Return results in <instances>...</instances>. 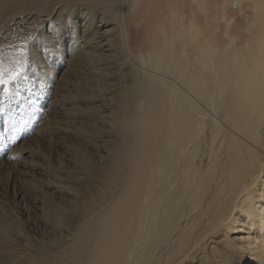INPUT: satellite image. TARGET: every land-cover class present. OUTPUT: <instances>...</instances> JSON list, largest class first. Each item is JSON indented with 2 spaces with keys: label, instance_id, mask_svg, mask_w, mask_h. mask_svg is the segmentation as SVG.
Wrapping results in <instances>:
<instances>
[{
  "label": "bare ground",
  "instance_id": "bare-ground-1",
  "mask_svg": "<svg viewBox=\"0 0 264 264\" xmlns=\"http://www.w3.org/2000/svg\"><path fill=\"white\" fill-rule=\"evenodd\" d=\"M90 1L43 0V48L50 60L39 66L29 44L21 85L28 89L35 81V68L50 79L51 58L77 51L83 72L65 91L73 104L67 122L100 153L93 160L76 145L69 170L48 167L54 176L48 187L66 197L43 195L44 233L1 221L0 264H264V62L244 48L240 70L252 64L253 71L234 72L221 87L227 63L240 57L233 58L238 46L211 66L214 52L204 46L178 56L176 32L158 57L140 56L157 75L111 73V61L99 52L111 49V31L123 48L129 45L123 15L112 4L130 8L135 0ZM97 14L104 21L100 33ZM17 59L12 52L5 66L14 68ZM208 82H218L219 90ZM96 104L106 114L99 129L78 121Z\"/></svg>",
  "mask_w": 264,
  "mask_h": 264
},
{
  "label": "rangeland",
  "instance_id": "rangeland-1",
  "mask_svg": "<svg viewBox=\"0 0 264 264\" xmlns=\"http://www.w3.org/2000/svg\"><path fill=\"white\" fill-rule=\"evenodd\" d=\"M92 1L88 4L93 5L96 3L95 0ZM233 2L232 0L225 1V12L218 17V22L220 24L219 29L214 33V37L203 45L205 49L209 50L211 53L214 52V55L211 57V66L218 65V59L222 58V53L228 47L230 48L231 45L235 47L238 46L233 58L240 57L237 59L238 61H233L234 63L231 61L227 63L228 68L226 72L228 73H225V76L220 80L219 85L221 87L229 84L228 78H230V75L234 72L242 74L243 71L245 72V69L248 72L253 71L251 67L252 64L250 67L245 66L242 68V71L240 70L239 64L243 60V52L245 50L244 48H246V44H240L239 41H244L246 39V34L241 31L240 36L237 37L238 40H235V37H233L234 27L236 26V22L240 21L241 17L239 16L240 11H237L240 7L238 4H233ZM112 8L116 10V13H122L124 25L129 34V22H127L126 18L131 7L129 8L128 5L120 4L119 1L118 3L112 4ZM155 10L158 14L157 8H155ZM171 11L172 8H168V10L165 9L163 14L167 17ZM97 15L94 18V25L97 26V29H99L98 33H100L104 27L102 28L98 25H103L104 21L100 14ZM73 17L75 19L77 16ZM87 17L89 18V15ZM42 19L43 0H0V46L3 48L4 62L12 52H17L15 46L23 41V37L33 35L36 36L37 39L31 42L32 44L30 43V47L33 50L32 55L37 59L39 58V66L42 65L43 68V64H45L43 62H46L49 58L45 55L43 48ZM12 28L14 29L12 30ZM153 28V24H149V26L144 29V34L146 36H152L156 31ZM37 30H39L38 33ZM109 38L112 40L111 49H102L99 52L102 58H105L104 60H108V62L111 61V65H109L112 68V70L111 68L109 70L111 73L116 74L120 72V76H125L131 70H137L141 73H154V75H157L155 72L152 73L151 70L149 71L144 65L145 63L142 64L140 62V57L132 55L133 52L130 50V45H128L127 50L121 46L120 35L116 33V30L113 29L111 31ZM110 39L109 42H111ZM145 39H147V37ZM229 39L232 40V44H229ZM163 48L164 47H160L156 50L152 49L148 53L150 55L153 53V56L158 57V55L164 51ZM238 51H242V53L240 54ZM245 51H248L247 48ZM88 52L96 53V50L93 47H89ZM111 52L113 55H111ZM76 55L77 51L66 57L61 53L55 54V56L51 58L52 64L49 65L50 79L43 78V71H39L38 68H35L40 74L35 81L33 79L28 89L27 87H25L26 89L22 88L24 86L21 84L25 80L23 77L17 81L10 82L7 86L0 85V223L1 221L8 222L17 230L24 231L31 235H35L41 231L44 233L47 230V226L41 222L42 216L38 208L39 204H43V195H47L56 201L66 197L62 189L58 190L57 188L48 187L50 183H53L52 179L54 177L47 173L48 167L53 166L69 170L74 161H72L70 157L73 154L70 148L73 149L76 145L83 148L82 151L85 152L86 155L88 154L87 156L93 160L95 159V155L100 153L98 149H95V146L74 136L73 127L67 122L70 119L69 111L73 105H69L71 102L66 99L67 90H69L73 84L80 81L83 72L82 64H77ZM122 55H124V57ZM262 55H264V53H262ZM225 57L227 56L225 55ZM255 58L258 64L260 62L261 65L263 64L264 58ZM114 60L116 62H114ZM207 61L208 58L206 57L205 62ZM232 64H236L237 67ZM204 65H209V61L203 64L202 70L204 69ZM136 66L138 67L136 68ZM182 66L185 68L186 64L183 63ZM120 67H122V69ZM146 69L147 71H145ZM261 69L263 70L261 71L262 76L264 65H262ZM225 78L227 79L225 80ZM217 83L214 82L215 85H213V82H208L209 88L211 90L218 88V91L220 86ZM27 90H30L29 94L26 92ZM65 91H67L66 95ZM99 108L100 105L96 104L94 108H92V110L94 109L95 111L93 110L94 112L92 111L90 116L86 115L83 118L81 117L78 121L88 123L90 126L94 124L98 129L99 127H103L106 122V114L103 113V109L99 110ZM86 148L88 150H86ZM97 150L99 152H97Z\"/></svg>",
  "mask_w": 264,
  "mask_h": 264
},
{
  "label": "crops",
  "instance_id": "crops-1",
  "mask_svg": "<svg viewBox=\"0 0 264 264\" xmlns=\"http://www.w3.org/2000/svg\"><path fill=\"white\" fill-rule=\"evenodd\" d=\"M225 1L228 0H135L126 18L129 22L128 43L131 51L140 57L152 49L165 47L178 32L176 54H194L219 29L218 17L225 12ZM232 2L240 7L237 11H240L241 16L234 27L233 37L238 40L237 37L243 31L246 39L239 43H245L247 50L257 58H264V0ZM168 8H172V11L166 17L163 13ZM149 24H153L156 30L152 36L144 34Z\"/></svg>",
  "mask_w": 264,
  "mask_h": 264
},
{
  "label": "snow or ice",
  "instance_id": "snow-or-ice-1",
  "mask_svg": "<svg viewBox=\"0 0 264 264\" xmlns=\"http://www.w3.org/2000/svg\"><path fill=\"white\" fill-rule=\"evenodd\" d=\"M23 43L16 45L18 51L15 53L18 59L15 61L14 68H7L3 59V48L0 46V85H7L25 77V69L30 64L29 44L37 39L36 36L28 35L23 37Z\"/></svg>",
  "mask_w": 264,
  "mask_h": 264
}]
</instances>
